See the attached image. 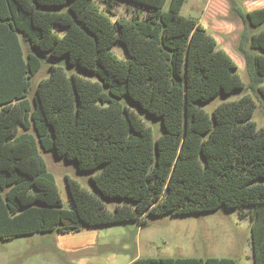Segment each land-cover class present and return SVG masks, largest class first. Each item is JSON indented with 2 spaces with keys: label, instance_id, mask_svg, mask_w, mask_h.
<instances>
[{
  "label": "trees",
  "instance_id": "1",
  "mask_svg": "<svg viewBox=\"0 0 264 264\" xmlns=\"http://www.w3.org/2000/svg\"><path fill=\"white\" fill-rule=\"evenodd\" d=\"M121 1L134 10L113 19L117 0L104 8L96 0H0V239L248 206L253 264H264V129L251 120L255 103L246 93L211 113L201 107L245 87L236 62L196 17L180 14L185 0ZM229 2L258 28H244L237 45L255 89L264 81V7ZM43 60L49 73L32 91ZM62 62L97 80L68 75ZM136 109L159 118L163 133L154 137ZM40 149L91 172L95 192L65 176L64 208ZM108 199L122 202L110 210Z\"/></svg>",
  "mask_w": 264,
  "mask_h": 264
},
{
  "label": "rangeland",
  "instance_id": "2",
  "mask_svg": "<svg viewBox=\"0 0 264 264\" xmlns=\"http://www.w3.org/2000/svg\"><path fill=\"white\" fill-rule=\"evenodd\" d=\"M240 3L246 10L243 0ZM105 7L103 0H96ZM113 19L119 16H130L134 5L117 0L113 5ZM145 10L142 9V13ZM180 14L196 17L214 36L219 47L223 48L236 62L238 73L245 83V87L228 95L219 94L215 99L201 105L211 113L219 103L235 100L248 93L255 103L251 115L258 128L264 129V81L252 89L249 77L245 70L243 56L238 52L240 34L247 28L249 34L257 32L258 28L246 26L240 16L233 11L229 0H185L180 8ZM24 50L26 45L20 36ZM113 50L121 57L125 56L123 47L116 43ZM61 66L69 75L79 74L90 80L97 77L69 66L65 62ZM49 64L42 61L40 69L32 77V91L37 82L48 75ZM259 87V88H258ZM124 102V100H122ZM146 125L150 126L153 136L163 133L159 118H154L136 109ZM40 153L46 163L47 169L54 175L63 207L68 208V191L65 176L78 181L87 190L95 192L89 175L91 172L80 171L74 162L57 157L52 150ZM110 210L121 203L118 199L104 200ZM250 209L248 206L234 208L220 207L206 212L186 215L146 216L143 222L128 221L118 224L103 225L106 227L100 237L109 238L106 246L98 247L104 253L112 248H125L124 254L129 257H230L236 264H253L250 237ZM53 235L57 233H34L14 238L0 239V264H65L64 257L53 249Z\"/></svg>",
  "mask_w": 264,
  "mask_h": 264
},
{
  "label": "crops",
  "instance_id": "3",
  "mask_svg": "<svg viewBox=\"0 0 264 264\" xmlns=\"http://www.w3.org/2000/svg\"><path fill=\"white\" fill-rule=\"evenodd\" d=\"M243 4L246 10H252L264 7V0H243ZM103 229L106 227L89 226L75 232L57 233L53 235V249L64 257L65 264H130L141 258L124 254L125 248H112L106 253L101 251L98 247L106 246L109 241V238L100 237Z\"/></svg>",
  "mask_w": 264,
  "mask_h": 264
}]
</instances>
